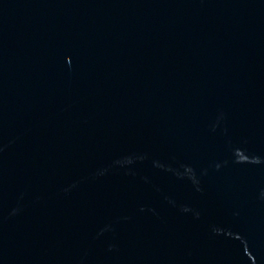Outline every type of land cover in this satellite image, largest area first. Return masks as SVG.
Returning <instances> with one entry per match:
<instances>
[{
	"label": "water",
	"instance_id": "water-1",
	"mask_svg": "<svg viewBox=\"0 0 264 264\" xmlns=\"http://www.w3.org/2000/svg\"><path fill=\"white\" fill-rule=\"evenodd\" d=\"M0 264H264V0H0Z\"/></svg>",
	"mask_w": 264,
	"mask_h": 264
}]
</instances>
